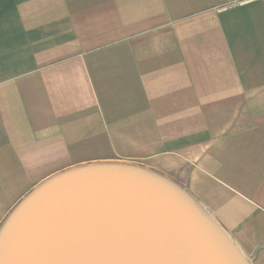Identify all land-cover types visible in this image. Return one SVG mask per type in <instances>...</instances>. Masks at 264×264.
<instances>
[{"label": "crops", "instance_id": "1", "mask_svg": "<svg viewBox=\"0 0 264 264\" xmlns=\"http://www.w3.org/2000/svg\"><path fill=\"white\" fill-rule=\"evenodd\" d=\"M0 0V224L69 168L182 185L264 264V0Z\"/></svg>", "mask_w": 264, "mask_h": 264}, {"label": "water", "instance_id": "2", "mask_svg": "<svg viewBox=\"0 0 264 264\" xmlns=\"http://www.w3.org/2000/svg\"><path fill=\"white\" fill-rule=\"evenodd\" d=\"M0 264H250L180 184L91 163L33 188L0 224Z\"/></svg>", "mask_w": 264, "mask_h": 264}, {"label": "built area", "instance_id": "3", "mask_svg": "<svg viewBox=\"0 0 264 264\" xmlns=\"http://www.w3.org/2000/svg\"><path fill=\"white\" fill-rule=\"evenodd\" d=\"M247 0H239L237 2H235L234 4H242V3H245Z\"/></svg>", "mask_w": 264, "mask_h": 264}]
</instances>
